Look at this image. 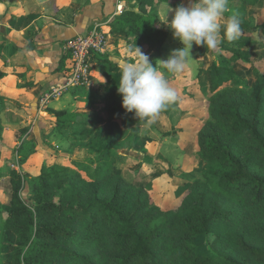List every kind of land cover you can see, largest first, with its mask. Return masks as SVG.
<instances>
[{"label": "trees", "instance_id": "trees-1", "mask_svg": "<svg viewBox=\"0 0 264 264\" xmlns=\"http://www.w3.org/2000/svg\"><path fill=\"white\" fill-rule=\"evenodd\" d=\"M238 1L241 8L225 18L238 14L242 34L234 42L221 41L208 69L211 119L196 136L206 162L203 179L191 183L180 207L154 205L148 186L137 185L135 174L118 164V149L125 146L118 142L119 123L133 131L132 144H137V125L146 121L123 108L119 74L102 68L99 87L87 90L88 111L52 113L54 124L71 129L74 139L92 137L97 156L72 159L75 168L44 165L32 178L30 202L23 195L26 175L12 171V188L6 191L0 171V253L6 248V264H264V71L255 68L251 86L233 67L251 62L245 48L261 52L264 61V43L252 38L262 25L247 9L259 0ZM126 2L108 27L149 59L160 55L170 31L158 5L177 7L181 0ZM67 59L64 50L56 72ZM97 60L107 61L95 53ZM235 79L251 89L231 87ZM5 99L0 93V108ZM2 130L0 116V141ZM28 143L25 139L20 146L21 163L36 152L33 146L23 151Z\"/></svg>", "mask_w": 264, "mask_h": 264}, {"label": "rangeland", "instance_id": "rangeland-1", "mask_svg": "<svg viewBox=\"0 0 264 264\" xmlns=\"http://www.w3.org/2000/svg\"><path fill=\"white\" fill-rule=\"evenodd\" d=\"M188 3L189 0H181V4L185 6ZM169 6L167 18L170 21L174 16L176 6L165 3L158 5L161 21ZM241 6L240 1L229 0V11L240 9ZM247 9L262 25L252 35V38L264 43V0H259L256 6H247ZM1 20H3L2 17ZM99 22L101 21L99 20ZM223 23L224 20L221 21L222 25ZM167 28L170 32L161 48L162 53L149 59L154 66L158 60H166L173 49L183 47L181 41L174 38L172 30ZM104 30L107 34V47L105 52L100 53V57L107 61L102 64L97 60L94 63L91 73L93 82L88 87L70 88L60 96H52L44 104L42 98L46 93L69 76L71 58L66 60L65 65L57 74L50 73L45 78H41L39 72L33 73L35 70L31 69L32 64L29 62V55L34 56L35 61L37 60L34 51H28L21 45L25 43V40L29 42L27 40L33 37L31 32L25 36L22 34L0 36V44H3L0 45V65L4 66L1 73L5 74L4 80L0 83L7 84L6 80L8 79L14 89L13 92L10 89L7 90L8 86L5 84L3 87L5 90L0 89V93L6 97L4 105L0 108L3 122V139L0 141V147L4 149L0 159V171L3 170L4 173L1 180L4 190L8 191L12 188L11 172L20 171L27 177L23 195L30 202L33 200L32 178L40 174L44 165L75 168L71 163L72 159L97 156V151L90 147L92 137L85 140L74 139L71 137L73 134L71 129H61L54 124L52 113L62 109L76 112L88 111L90 101L87 98V90L99 87L98 78L102 79V68L115 71L119 74L120 79L121 70L126 64L140 62V51L134 48L129 38L115 34L108 25H104ZM1 32L3 30L0 29V34ZM225 38L222 27L220 40ZM244 51L250 57L251 62L248 64L237 62L233 64V67L253 86L256 80L253 72L256 67L264 71V61H262L261 52L251 48H245ZM56 53L54 52V58ZM191 54L195 60L186 65L184 71L168 74L164 69H161L165 72L170 86L176 90L177 100L169 104L165 108L167 110L158 114L153 123L142 122L137 125L140 135L137 144H132L135 137L133 131L125 129L119 123L121 131L118 135V142L125 146L118 149V164L122 163L125 171L135 174L137 185L148 186L153 204L164 210H176L180 207L190 190L191 183L203 179L202 172L206 166V162L198 152L196 136L204 122L211 119L208 109L211 96L208 69L214 66L216 56L213 54V50L195 43H193ZM54 61H57L56 68H58L61 58L51 60V64ZM202 69H204V73L201 74ZM187 70H189V75L185 76L184 73ZM36 81L42 86V89L39 88L40 86L38 88L33 86ZM242 84L235 79L230 86L251 89ZM24 86H31L32 89L26 97L19 89ZM34 88L36 89L34 90ZM19 96L23 97L21 100H30V104L20 101ZM189 96L192 98H187ZM105 124L106 122L90 128L97 130ZM25 139L30 143L26 144L23 151L27 152L33 146L36 152L29 157L26 163H21L19 160L20 146ZM97 165L96 161L92 165V169L94 170ZM7 208L8 206L5 205L6 210ZM212 238L214 237L212 236ZM6 258V248H3L0 253V264H6Z\"/></svg>", "mask_w": 264, "mask_h": 264}, {"label": "clouds", "instance_id": "clouds-1", "mask_svg": "<svg viewBox=\"0 0 264 264\" xmlns=\"http://www.w3.org/2000/svg\"><path fill=\"white\" fill-rule=\"evenodd\" d=\"M161 21L169 27L174 38L183 44L173 49L166 60H158L154 66L141 51L139 63H128L121 70L118 93L122 95L123 108L141 121L154 122L156 116L169 104L176 102L177 92L170 86L168 74L184 71L186 65L194 61L191 50L193 43L216 50L221 43V28L227 41L234 42L242 34V20L238 14H230L229 0H189L187 6L178 5L169 21L167 13ZM224 20L223 25L221 21Z\"/></svg>", "mask_w": 264, "mask_h": 264}, {"label": "crops", "instance_id": "crops-1", "mask_svg": "<svg viewBox=\"0 0 264 264\" xmlns=\"http://www.w3.org/2000/svg\"><path fill=\"white\" fill-rule=\"evenodd\" d=\"M126 6V0H0V18H3L2 22L0 21V29L4 32H1L0 36H25L31 32L33 37L21 45L28 51H34L36 61L34 56H28L32 64L31 69L35 70L33 73L39 72L40 77L45 78L50 73H58L55 72L57 61L51 64V60L62 58L67 40L86 33L99 20L107 25ZM31 45L34 46L33 49H29ZM54 52H57L55 58ZM3 67V64L0 65V81L4 80L5 74L1 73ZM6 81L7 84H4L8 86L7 90L13 92L12 83L8 79ZM4 84L0 83V89L5 87ZM33 86H40L42 89L37 81ZM30 87L19 88L24 97L32 91ZM18 99L30 104L28 99L21 100L23 97L20 96ZM7 100L9 101L8 97Z\"/></svg>", "mask_w": 264, "mask_h": 264}, {"label": "built area", "instance_id": "built-area-1", "mask_svg": "<svg viewBox=\"0 0 264 264\" xmlns=\"http://www.w3.org/2000/svg\"><path fill=\"white\" fill-rule=\"evenodd\" d=\"M104 25L103 22H95L86 33L66 41L64 48L71 58L69 76L46 93L42 98L43 104L48 102L52 96H60L70 88L88 87L93 82L91 75L95 65L93 56L95 53L105 52L107 47Z\"/></svg>", "mask_w": 264, "mask_h": 264}]
</instances>
